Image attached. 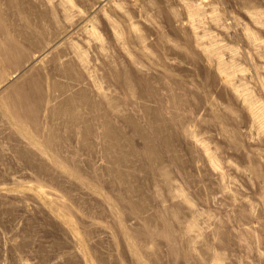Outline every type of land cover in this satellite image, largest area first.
<instances>
[{"label":"rangeland","instance_id":"obj_1","mask_svg":"<svg viewBox=\"0 0 264 264\" xmlns=\"http://www.w3.org/2000/svg\"><path fill=\"white\" fill-rule=\"evenodd\" d=\"M34 1L0 0V89L65 32L74 34L19 81L42 78L33 112L14 118L13 91L0 96V264H202L215 254L223 259L216 264H264L260 119L176 23L187 22L181 0ZM191 1L207 18L221 17L227 34L207 27L226 45L222 61L264 111V56L236 25L246 21L243 5ZM243 1L264 8V0ZM101 8L143 73L102 23ZM82 17L98 26L107 51L91 44L84 71L74 53L85 48ZM128 79L139 87L135 96ZM145 137L161 160H151ZM192 216L198 223L187 230Z\"/></svg>","mask_w":264,"mask_h":264},{"label":"bare ground","instance_id":"obj_2","mask_svg":"<svg viewBox=\"0 0 264 264\" xmlns=\"http://www.w3.org/2000/svg\"><path fill=\"white\" fill-rule=\"evenodd\" d=\"M44 1H47V2L52 3V4H53V2H56V0H44ZM60 1L64 2V4H66V3L74 4L72 0H60ZM32 2L35 3L34 0H32ZM108 2L110 3V0H108ZM237 2L238 3L241 2V4L244 7V8L243 7L242 8H243V12H244L243 14L246 18V21L241 22V20H239V21L237 20L236 25H237L238 29L240 30V33L242 34V37L245 39V41L250 42L260 56H264V53L262 51V50H264V40L262 37V33L259 31V30L264 31V8L260 7L261 5L258 6L253 1H246L245 2L243 0H237ZM181 3L183 4V6L186 10L187 22L180 20L177 17L176 13H174L175 17H177V18H175L176 23H180L181 24L180 26L182 28H186L185 26L188 27V29L190 30L189 32H190L191 36L193 37V40H194L195 44L197 45L198 50H200L202 52V54L205 56V58L208 61V64L217 71L221 82L225 85V87L229 88L232 92H234V94H236L239 97V100H242L244 102V104H246L247 108L252 112L253 116L256 119H258V120L260 119L259 120V124H260L259 126H260L261 131L264 134V111H263V108L262 107H260V108L255 107V101L252 97L253 91L251 89L247 88L246 86L244 87L242 84V81H241L240 86L237 87L234 85V82H233L235 80L234 79V72H233L234 68H233V66H229L226 63H224V61H222V56H223L224 51L226 49V45H224L220 42V40L218 38L219 33L217 34L213 31H211L209 29V27H207V24L210 23L211 26H214L215 28H217L216 31L220 30L221 31L220 33L227 34L226 29L224 28L223 24L221 23V20H222L221 17L218 14H216L212 17L207 18L206 17L207 10H205V8L202 5L196 4L195 1L181 0ZM239 6H240V4H239ZM103 11L104 10L102 8L99 9V11H98L101 14L102 23L108 22L109 24H111V27L113 28L114 33H115L114 39L116 41V44H118L119 46L121 45V47L123 49H125L126 56H129V58L132 60L131 54L127 51V49L124 46L123 41H121V39H120L121 37H118L119 36L117 34L118 29L115 28V25L112 23L111 19H109ZM241 12H242V10H241ZM92 18H93V16H92ZM67 19H69V16L67 17ZM81 21L82 22H80V25H81L80 30H82V33L84 35L83 42H84L85 48L83 47V50H81L76 45L74 53L77 54L80 59H83L81 61V63H82L83 71H84L86 69L85 64L89 63V55H90L89 51L91 49V44L95 43L97 50H99L102 55H103V53L106 55L107 51L104 48V44L100 42L101 41V33L98 29V26L95 24H92V26H91V24L89 23L90 21L87 20V18L84 20L82 17ZM69 22H70L69 25H71V26H74L75 23H77L74 20H70ZM94 23H95V21H94ZM226 28H228V27H226ZM73 34L74 33H72V29L65 32L64 36H62L57 42L52 44L51 47H49L47 50L42 51L37 56H35L33 58V60L31 62H29L22 69L23 71L21 72V75L18 78L12 79L10 81V83L7 82L8 84L3 89L1 88L2 90L0 89L1 90L0 96L6 94L8 92L13 91L9 97V103L8 104L10 106L14 107V110H12V115L14 118L23 117L25 115V114L23 115V112L29 111V110L25 111L26 108H29L30 112H33V109L36 108L41 103L40 101L43 99V97L41 96V89H43L42 78L33 76V78L30 79L28 81V83H24V84H19V81L23 77L28 75V73H31L40 64H42L44 59L47 56H49L53 51L58 49V47L60 45L65 44V42H67V41L68 42L71 41V39L73 38ZM75 34H77V33H75ZM137 37H138L139 46L142 49L147 51V48H148L147 39L143 38V36H141V35H137ZM67 44L69 45V43H67ZM6 50H9L8 51L9 54H11L13 51L11 48H8ZM236 51H238V50H236ZM7 57H9V56L7 55ZM132 62H133V60H132ZM133 64H134V68L136 71L141 72V73H143L145 71V69L142 67V65H139L136 62H133ZM235 69L241 70L242 72L244 71L243 69H238V67ZM236 73H237V71L235 72V74ZM259 79H260V77H259ZM243 82H245V81H243ZM126 85H127L128 90L130 91V93H132V95L135 96V94L138 93L139 87H138V85H135L134 82H132L128 79V80H126ZM101 94H103V97L108 101V104H109V101L111 99L109 92L107 90H103ZM140 96L143 97L142 94ZM143 99H144V97H143ZM26 100H29V103H24ZM31 101H33V103H34L33 106H31ZM111 106H113V105L111 104ZM258 106H260V105H258ZM72 117H77V116L72 115ZM157 131L160 132L159 129H157ZM188 132L191 134L193 133L191 127H188ZM192 135H194V134H192ZM145 139H146V141L148 140L147 137H145ZM147 142L148 143L146 144V151H147L148 155L151 157V160H153V161L161 160L159 157V153L155 149V147L153 145H151L149 143V141H147ZM166 142H168V140H166ZM197 142H198V144H201L202 140L198 139ZM205 152L208 156V160H209L210 165L215 170L219 171L220 174H222V171L220 169V163L217 160L216 156L207 147L205 148ZM161 173L167 174L168 170H166L165 168L162 167ZM168 197L170 198L172 203H176L179 201L178 199H180V198H178V194H175V195L170 194V195H168ZM172 210L174 211L173 215L176 218L179 217L178 211L174 208H172ZM197 223L198 222H197L196 218L192 216L187 221V225H188L187 230H192L193 228H196ZM189 240H190L189 242L191 243L192 239H189ZM222 260L219 256V254L218 255L215 254L212 256L211 259L203 261L202 264L222 263Z\"/></svg>","mask_w":264,"mask_h":264}]
</instances>
